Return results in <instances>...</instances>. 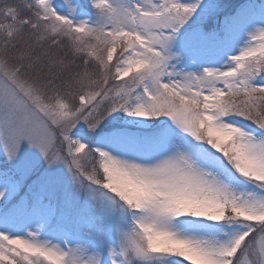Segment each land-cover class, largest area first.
Segmentation results:
<instances>
[{"label":"snow or ice","instance_id":"1","mask_svg":"<svg viewBox=\"0 0 264 264\" xmlns=\"http://www.w3.org/2000/svg\"><path fill=\"white\" fill-rule=\"evenodd\" d=\"M0 264H264V0H0Z\"/></svg>","mask_w":264,"mask_h":264}]
</instances>
